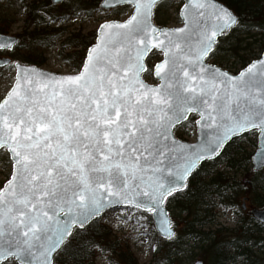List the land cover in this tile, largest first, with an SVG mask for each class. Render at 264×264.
I'll list each match as a JSON object with an SVG mask.
<instances>
[{
  "label": "snow or ice",
  "instance_id": "obj_1",
  "mask_svg": "<svg viewBox=\"0 0 264 264\" xmlns=\"http://www.w3.org/2000/svg\"><path fill=\"white\" fill-rule=\"evenodd\" d=\"M128 2L129 18L100 26L79 74L56 79L22 70L0 102V148L14 161L0 189V257L53 264L79 235L74 227L113 203L154 214L170 236L164 205L198 163L244 131L264 133V61L237 77L203 63L237 23L233 14L190 0L185 26L163 31L150 23L155 0ZM150 46L164 54L158 87L139 75ZM191 112L210 132L195 147L177 146L170 129ZM256 164L264 169V155Z\"/></svg>",
  "mask_w": 264,
  "mask_h": 264
},
{
  "label": "trees",
  "instance_id": "obj_2",
  "mask_svg": "<svg viewBox=\"0 0 264 264\" xmlns=\"http://www.w3.org/2000/svg\"><path fill=\"white\" fill-rule=\"evenodd\" d=\"M100 1L83 0L92 8H100ZM218 1L229 6L238 15L239 20L236 26L219 39L209 59H213L215 64L224 65V61L238 57L240 59L237 62L239 61L243 68L260 57L264 51V0ZM124 9L125 6H122L111 11L122 15ZM86 11L88 12V9ZM30 16L36 17V12L32 11ZM154 20L160 26H164L167 21L160 17L156 10ZM6 25L4 19L0 18L1 32L8 33ZM257 30L261 31L259 39L256 37L257 33H254ZM233 32L235 39L229 41L230 46H221L219 42L222 38ZM95 38L96 35L94 40L88 43L86 38L80 40L78 35H70L63 43V48L68 46L79 48L85 45L88 49ZM257 41H260L259 52L250 51L251 45ZM219 52L228 54L226 59L222 58L219 61L217 59ZM82 54L80 66L86 52ZM26 61L37 63L32 58ZM245 136L246 134L228 143L218 158L203 162L188 179L186 189L175 193L166 202L174 226L180 229L172 239H163L154 230L156 250L150 264H172L176 261L180 262L179 264H192L199 259L198 256L208 264H264V225L254 220L250 214L248 221L242 225L244 231L241 235L239 229L235 235L223 239L218 235L219 229L209 230L207 227L215 223V209L218 206L240 207L239 197L242 193L255 194L254 206L264 207V196L260 195L264 191V169L258 172L253 170L254 151L250 149V146L256 148L257 142L247 145L242 141ZM224 160L229 168L227 172L218 169ZM77 230L79 235L71 241L67 250L55 255V264H97L96 248L102 253L111 252L118 257L120 264H138L128 241L118 240L101 219L93 220L83 229L75 228L74 232ZM179 257L185 259L180 260Z\"/></svg>",
  "mask_w": 264,
  "mask_h": 264
},
{
  "label": "rangeland",
  "instance_id": "obj_3",
  "mask_svg": "<svg viewBox=\"0 0 264 264\" xmlns=\"http://www.w3.org/2000/svg\"><path fill=\"white\" fill-rule=\"evenodd\" d=\"M182 5L183 0H164L156 6L155 10L158 11L160 17L167 19L165 26L175 27L182 24L179 17ZM111 10L92 8L91 5L87 6L83 0H68L58 5L52 4L51 0H0V18L4 19L8 28V33L5 34L17 36L21 39L20 43L12 50L0 49V56H9L12 58L13 63L34 64L57 73H76L81 68L82 53L87 52V48L85 45L79 48L73 46L63 48V43L70 35H78L80 40L86 38V42L90 43L94 40L97 29L103 22L115 19L124 20L132 13L133 9L130 5L125 6V12L122 15H118ZM32 11L36 12V17L31 18ZM52 18H55V22ZM254 33H257V39L261 38V31L257 30ZM229 34L219 42L221 46H227L229 41H234L233 34L235 32ZM259 45L260 41L253 43L250 51L258 53L260 50ZM243 46L245 47V45ZM220 52H222V48ZM220 52L217 59L219 61L222 58L226 59L228 54H221ZM31 58L37 63L26 61V59ZM162 58L163 53L157 50L149 56L148 68L144 73V78L151 84L158 83V80L153 76V68ZM239 59L235 57L224 61V65L219 66L227 70H231L230 67L234 65L237 69L242 68V64L239 61L237 62ZM209 61L214 63L213 59ZM13 63L0 68V101L6 96L16 79V68ZM196 119V115L190 116L185 123L175 128V135L186 141H195ZM258 134L259 130H253L247 133L242 141L247 145H251L252 142H257ZM250 149L255 151L256 148L250 146ZM225 161L218 169L227 172L229 168H227ZM12 168L13 162L8 151L0 149V189L10 178ZM240 177L241 172L239 170L238 178L240 179ZM260 195L264 196V191ZM254 196L255 194L252 193H242L239 197L240 207L237 205L218 206L215 209V223L207 225L209 230L219 229L218 235L223 239L235 235L239 229L241 235L244 231L242 225L249 218L248 211L254 206ZM242 205H245L246 210L241 207ZM101 222L108 225L118 240L128 241L138 264L151 263L156 244L153 238L155 228L150 213L132 207L116 208L106 213L101 218ZM179 229L180 227L177 226L176 230ZM95 250L97 252V264H120L118 257L111 252L102 253L98 248ZM198 258L201 259V256H198ZM178 259L184 260L185 258L179 257ZM179 263L176 261L172 264ZM3 264L18 263L11 258ZM205 264L208 263L205 261Z\"/></svg>",
  "mask_w": 264,
  "mask_h": 264
},
{
  "label": "water",
  "instance_id": "obj_4",
  "mask_svg": "<svg viewBox=\"0 0 264 264\" xmlns=\"http://www.w3.org/2000/svg\"><path fill=\"white\" fill-rule=\"evenodd\" d=\"M64 1H67V0H51L52 4H54V5L61 4V3L64 2ZM160 1H162V0H155V4H154L153 10H152V14H151L150 23H151L152 25H154L155 27H157L158 29H161V30H163V31H173V30H175L176 28L184 27V26H185V21H184V15H185L184 5H185L186 3H190V0H183L184 3H183V5H182V7H181V9H180V12H179V17H180V19H181L183 25L175 26V27L159 26V25H157V24L154 22V19H153L154 10H155L156 5H157ZM211 2H212V3H215L216 6H217L218 8H223V9L228 10L231 14L234 15V17L237 19V22H238V18H239L238 15H237V14H236V13L230 8V7H228L227 5H225L224 3H222V2H220V1H218V0H211ZM125 5H130L129 2H128V0H102L101 3H100V7L103 8V9H112V8H116V7H119V6H125ZM130 6H131V5H130ZM131 7H132V6H131ZM132 11H133V10H132ZM130 15H131V14H130ZM130 15H129V16H130ZM129 16H128L126 19H124V20H118V19H115V20H108V21L103 22L101 25H103V24H105V23H107V22H124L125 20H127V19L129 18ZM236 24H237V23H236ZM236 24H235V25H236ZM101 25H100V26H101ZM235 25H232V27H234ZM100 26H99V28L97 29L96 40H95V42H94V43L88 48V50H89L92 46H94L95 44H98V43L100 42V35H99ZM232 27H231V28H232ZM231 28H230V29H231ZM230 29H229V30H230ZM229 30H228V31H229ZM157 34L159 35V33H157ZM222 35H224V34H221V35H219V36L216 38V41H217V42H218L219 38L222 37ZM5 42H9V43H11V47H9V48H4V49L11 50V49L14 48V46H16V45L20 42V38L17 37V36H13V35H9V34H5V33L0 32V43H5ZM217 42H216V44H217ZM216 44H215V45H216ZM215 45L213 46V50H214V48H215ZM4 49H3V50H4ZM88 50H87V51H88ZM154 50L160 51L158 48H155V47H151V46H150L149 49L144 53V55H143V57H142V59H141V63L144 65V70L141 71V73L139 74V75H140V79L143 81V83H144L145 85H147V86H149V87H158V86L162 83L161 80H160L159 78H157L156 75H155V67L163 61V59H164V54H163V58H162L160 61H158V62L155 64L154 68H153V76H154L157 80H159L160 83H157V84H151V83H149L148 81H146V79H145L144 76H143V74H144V73L146 72V70H147V57H148V55H149L152 51H154ZM213 50H212V51H213ZM160 52H162V51H160ZM162 53H163V52H162ZM210 54H211V52H210L206 57H204V60H203V63H204V65H205L207 68L215 69V70H218V72L227 73L229 76H234V77L239 76V73L242 72V71H245L246 68H247L251 63H253V62H257V61H264V51H263L262 55H261L258 59H255V60L251 61V62H250L245 68H243L240 72L234 74V73H231V72L227 71L226 69H223L222 67H220V66H218V65H216V64L209 63V62H208V58H209V55H210ZM86 56H87V53H86ZM10 62H11V58H10V57H8V56L1 57V56H0V67H3V66L8 65ZM85 62H86V57H85V59H84V63H85ZM18 65H19V67H18ZM82 67H83V65H82ZM82 67H81L80 71H82ZM15 68H16V76H15L16 79H15V81H14L13 86L11 87V89L14 87L15 82H16V80H17V77H18V75L21 73L22 70H24V71H26V72H29V73H32L33 75H36V74H38V73H43V74H45V75H47V76H51V77H54V78H56V79H60V78H63V77H67V76H69V75L79 74V72H80V71H78V72H76V73L62 74V73H57V72H53V71H49V70L43 69V68H41V67L38 66V65H34V64H26V63H22V62H16V63H15ZM11 89L8 91V93L6 94V96H5L4 98L7 97V95L10 93ZM4 98H3V99H4ZM3 99H2L0 102H2ZM191 114H196V115H198V114L195 113V112H191V113H189V114L187 115V118H186L185 120H183V121H181V122H178L174 127H172V128L170 129V138L175 140V143H176L177 146H183V147H185V148L190 147V146H191V147H195V146H197V145L200 143V141H201L203 138H206L207 135H208L209 132H210V129H208V128L201 129L200 125L196 124V140H195V141L190 142V141H186V140H183V139H180V138L176 137V135H175V133H174V129H175V127L178 126V125H180V124H182L183 122H185V121L189 118V116H190ZM199 119H200V116L198 115L197 120H199ZM252 130H259V129H258V128H255V129H250V130L244 131L242 134H240V135L234 137L233 139L238 138V137H241L242 135H244V134H246V133H248V132H250V131H252ZM233 139H232V140H233ZM232 140H230L228 143H230ZM226 145H227V144H226ZM226 145H225V147H226ZM0 149H3V148H0ZM7 151H8V150H7ZM222 152H223V151H222ZM222 152H221V153H222ZM8 153H9V155H10V158H11L12 162H13V168H12V173H13V170H14V161H13V159H12L11 153H10L9 151H8ZM221 153H220V155H221ZM220 155H218V156H216V157H214V158H207V159L201 161L200 163H198L197 167H196L195 169L192 170V172H191L190 176L188 177V179L191 177L192 173H193V172H194V171H195V170H196V169H197V168H198L203 162H205V161H209V160H213V159H216V158L219 157ZM262 155H264V133H261L260 130H259L258 140H257V149H256V151H255V152L253 153V155H252L253 170H254L255 172H258V171L263 170V169L258 168V167H257V164H256V161L259 160V158H260ZM12 173H11V175H12ZM10 179H11V176H10V178L4 183V185H3V187H2L1 189H3V188L7 185V183L9 182ZM188 179H187V181H188ZM187 181L185 182V183H186V186H187ZM185 189H186V187H185V188H182V189L179 190L178 192H181V191H183V190H185ZM178 192H176V193H178ZM129 206L135 207V205H134L133 203H128V202H122V203H120V204L113 203V204H111V205H106V207H105L104 209H102L101 215H100L99 217H95V218H93L90 222H92L93 220H95V219H97V218L102 217V216L104 215V213L108 212L109 210H112V209H115V208H118V207H129ZM164 207L166 208V218H167V220H168V225H167V227H168V230H169L172 234H171L170 236H169V235H165V233H164V231H163V227L161 226V221H160V219L157 218L154 214L151 213V214H152V218H153V222H154V227H155L157 233H158L162 238H164V239H172V238L175 236L176 229H175L174 226H173V219H172V217H171V215H170V212H169L168 208L166 207V204L164 205ZM135 208H137V207H135ZM243 208H246L245 205H243ZM138 209H140V208H138ZM141 210H143V209H141ZM143 211H144V210H143ZM250 214L252 215V217H253L256 221H258V222L261 223V224H264V207H262V208H259V207H252L251 210H250ZM90 222H89V223H90ZM89 223H88V224H89ZM88 224H87V225H88ZM87 225H86V226H87ZM75 228H79V226H75L74 229H75ZM10 258H12V257H0V264H3L5 261H7V260L10 259ZM13 259H15V258H13ZM15 260H16V259H15ZM16 261H17V260H16ZM17 263L19 264L18 261H17ZM53 264H54V259H53ZM193 264H205V263H204V261H203L202 259H198V260H196Z\"/></svg>",
  "mask_w": 264,
  "mask_h": 264
},
{
  "label": "flooded vegetation",
  "instance_id": "obj_5",
  "mask_svg": "<svg viewBox=\"0 0 264 264\" xmlns=\"http://www.w3.org/2000/svg\"><path fill=\"white\" fill-rule=\"evenodd\" d=\"M11 59H12V58H11ZM12 61H13V60H11V63H10V64H12ZM10 64H9V65H10Z\"/></svg>",
  "mask_w": 264,
  "mask_h": 264
}]
</instances>
